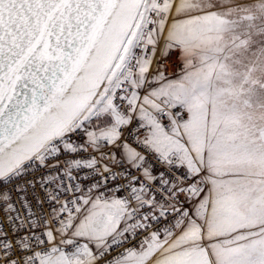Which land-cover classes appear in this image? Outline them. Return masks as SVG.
<instances>
[{
  "label": "snow or ice",
  "instance_id": "snow-or-ice-1",
  "mask_svg": "<svg viewBox=\"0 0 264 264\" xmlns=\"http://www.w3.org/2000/svg\"><path fill=\"white\" fill-rule=\"evenodd\" d=\"M0 264H264V0H0Z\"/></svg>",
  "mask_w": 264,
  "mask_h": 264
},
{
  "label": "rangeland",
  "instance_id": "rangeland-1",
  "mask_svg": "<svg viewBox=\"0 0 264 264\" xmlns=\"http://www.w3.org/2000/svg\"><path fill=\"white\" fill-rule=\"evenodd\" d=\"M178 62L181 63V61H180V59H179V54H178V52H174V53L169 57V69H168L169 73H171V74H173V75L179 73V71H180V67L176 69V66H175V63H178Z\"/></svg>",
  "mask_w": 264,
  "mask_h": 264
},
{
  "label": "built area",
  "instance_id": "built-area-1",
  "mask_svg": "<svg viewBox=\"0 0 264 264\" xmlns=\"http://www.w3.org/2000/svg\"><path fill=\"white\" fill-rule=\"evenodd\" d=\"M180 64H181L180 62L175 63L176 69L180 67Z\"/></svg>",
  "mask_w": 264,
  "mask_h": 264
}]
</instances>
